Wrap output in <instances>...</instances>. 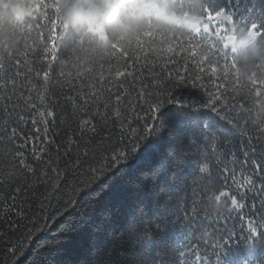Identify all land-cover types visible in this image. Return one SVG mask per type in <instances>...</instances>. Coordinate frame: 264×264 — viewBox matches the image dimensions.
<instances>
[{
  "label": "snow or ice",
  "instance_id": "obj_1",
  "mask_svg": "<svg viewBox=\"0 0 264 264\" xmlns=\"http://www.w3.org/2000/svg\"><path fill=\"white\" fill-rule=\"evenodd\" d=\"M22 2L34 21L27 24L22 19L19 21L26 29L22 51L15 57L8 52L5 63L7 42L0 40V148L4 149L0 156L7 161L0 166V185L12 189L16 215L27 221L23 225L24 240L7 249L13 264L17 254H23L24 241L31 242L34 235L45 232L52 224L56 225L57 234L74 232L75 222L83 221L88 209L95 208L103 199L105 189L110 190L116 184L119 173L114 170L118 165L128 161L130 154L139 152L142 142L149 137L159 138L166 129L171 130L170 121L184 125V136L191 139L185 145L183 136L174 138V147L169 149L167 159L153 172L154 179L164 175L165 182L175 188L159 189L152 225L141 227L143 208L136 209L127 224L129 248H140L133 253L129 264H168L165 256L174 254V249L165 252L163 246L153 242L157 233L166 231L174 222L170 219V205L176 199L172 192L179 193L183 181L189 178L183 175L189 162L194 163L193 172L199 174L191 175L193 199L183 209L184 221L193 226L196 219L212 223L203 201L214 196L217 201H226L230 212L239 214L240 223L247 230L244 239L249 246L254 245L258 235L264 233V143L260 144V159L246 151L245 160L238 162L232 138L225 136L221 141L217 133L222 131L218 123L222 121L253 145V136L242 126L249 123L247 114L253 106L241 94L239 73L231 53L238 28L264 38V23L253 21L246 27H238L233 12L213 10L206 5L200 25L191 35L181 37L159 30L153 23L157 13L145 5V30L131 41L125 42L121 37L113 42L108 58L93 65L81 56L77 42L71 39L67 25L62 23L64 0ZM78 3L79 0H73L69 7L75 8ZM141 4L143 0H128L123 8L125 18H134ZM217 21L231 27L217 24L213 34L211 24ZM244 23L239 21L240 25ZM88 28L101 39H108L101 23L89 21ZM61 47L67 53V60L59 76L53 77V62L58 59ZM255 67L248 85L259 101L264 98V63ZM155 68L159 71H154ZM145 69L150 79H145ZM129 78L133 83L128 82ZM189 86L205 89L207 101L197 106L178 100L174 90ZM168 105L178 106L171 116L162 112ZM221 106L226 110L222 111ZM57 109L60 111L58 123L64 132L61 141L49 138V125L57 122ZM204 109L212 115L204 113ZM29 120L37 134H43L42 142L47 141L42 148L30 149L31 160L24 149L34 137L20 134V126ZM140 120L144 121L142 127ZM197 137L206 146L197 145ZM35 138L41 139L39 135ZM261 138H264V128L258 127L256 141ZM251 152H257L255 146ZM196 156L199 159L191 161ZM213 165L221 177L219 185L211 178ZM248 168L252 169L251 173ZM109 172L113 175L107 183L95 189L93 186ZM205 176L209 177L207 181ZM248 193L258 198L250 206L245 203ZM5 199L0 196V201ZM4 207L11 211L7 204ZM34 207L36 211H32ZM246 207H250L249 213L244 212ZM216 219L224 222V227L218 226L216 231H223L227 238L217 239L214 247L223 250L235 236V228L227 225L228 217L224 215ZM191 237L190 227L185 235L186 244L178 253L182 258L178 264H207L198 246L192 248ZM187 249L192 251L189 253ZM124 255L122 250L109 249L101 242L95 247L90 264H123ZM219 261L220 254H217L215 264Z\"/></svg>",
  "mask_w": 264,
  "mask_h": 264
},
{
  "label": "trees",
  "instance_id": "obj_2",
  "mask_svg": "<svg viewBox=\"0 0 264 264\" xmlns=\"http://www.w3.org/2000/svg\"><path fill=\"white\" fill-rule=\"evenodd\" d=\"M213 10L226 9L229 12L234 13V21L237 22L238 27H246L250 22L264 23V0H208L207 4ZM240 9V11H237ZM240 20H244L243 25L239 24ZM217 22L211 24L213 30L217 26ZM58 59L53 62V77L59 76L61 69L65 67L67 60V53L61 47L58 52ZM180 60V57L176 58ZM189 63H192V58H188ZM171 66V65H169ZM154 71H159V68H155ZM145 79L151 77L147 75L145 69ZM120 79H123L121 77ZM205 82L208 81V77H204ZM129 83H133L131 78ZM137 88L139 84L137 83ZM67 91V89H65ZM115 91V89H113ZM174 95L183 103L189 105H197L207 101L208 97L205 89L200 87H180L174 90ZM135 94L133 93V97ZM178 106L168 105L162 112L171 116L176 111ZM221 110L224 111L223 106ZM207 113V110H203ZM139 115H143L139 109H137ZM2 116V113H0ZM57 122L49 125V138L61 141L64 136L63 128L59 125L58 120L60 111L56 112ZM51 119V118H49ZM151 123V122H150ZM172 123L171 130L166 129L163 135L159 138L149 137L145 142H142V148L137 153L130 154V158L126 162H122L115 169L118 172V180L112 189H105L103 193V199L95 208H90L87 211V215L83 221L77 220L75 222V231L65 234H57L56 225L52 224L51 227L46 229L41 234L33 236L31 242L24 241L25 247L23 254H17L15 258V264H90V261L94 258L95 247L103 242V246L115 251H123L125 255L122 257L123 264H129L134 252L139 251L129 248V238L126 232V227L135 214L136 209L143 208L145 215L141 219V227H150L155 220V212L157 204L155 202L157 193L161 187H166L172 191L175 186L167 184L164 179V175L158 178H153L154 170L168 157L169 149L174 147V138H180L183 136L184 144L187 145L190 142V136H184V125L175 121ZM222 126V131L217 134L223 141L225 136H230L234 141V152L238 162L245 160L244 155L246 151L250 156L255 155L257 159H260V144L264 143V138H261L259 142L256 141L258 135V127L253 126L250 122L247 125H242L249 135L253 136V145L257 149V152L253 154L251 147L246 137L240 136L233 128L228 124L218 121ZM143 120L139 121V126L142 127ZM21 135L27 134L34 137L33 140L28 142L27 147L24 149L27 157L31 160L30 149L35 146L42 148L47 141L42 142L43 134H37L36 130L32 127L29 120L28 123L22 124ZM39 135L41 139L35 137ZM127 138L124 143L128 144ZM196 143L199 146H206L205 141L200 138H196ZM152 147L149 151L145 152L144 149ZM130 146V145H129ZM3 148H0V153L3 152ZM199 156L192 157L191 161H196ZM6 159L0 156V166L6 163ZM34 162V161H33ZM194 163L189 162L184 169L183 175L189 178L183 181L179 193L172 192L176 197L170 205V219L174 222L167 228L166 231H162L156 234L154 239V245L163 246L165 252L175 250L172 256H165V260L168 264H178V261L182 259L178 253L185 246V235L188 233L190 227L192 230L191 245L192 248L198 246L199 253L202 259H205L207 264H215L216 255L220 254L219 264H246L250 261L251 264H264V233H260L255 239V243L249 246L245 237L247 236L246 227L241 225L239 214L236 212L228 211L224 214L228 217L227 225L235 228V236L230 240V243L225 246L223 250L214 247V243L217 239L227 238L223 231L217 232L216 228L219 226L221 229L224 227L222 220H217L216 216H212V223L203 219H196L194 226L183 219V209L186 208L193 199V187L191 182V175H198V172H193ZM239 169V163L237 164ZM171 169H169V172ZM247 171L251 173L252 169L248 168ZM113 172H109L105 178L97 182L93 187L99 189L101 184H106L108 177H111ZM239 176V171L237 172ZM212 179L217 181L219 185L221 177L217 175V169L213 165ZM205 181L209 177H204ZM230 183V181H229ZM198 187V186H195ZM202 191V189H201ZM14 192L10 187L0 185V196L5 197L4 201H0V264H13L12 254L7 251L10 245H18L24 240L23 233L26 229L23 225L27 224L26 220H21L16 215V208L13 206L11 196ZM246 205L250 206L253 201H257V197L253 193H248L245 197ZM226 202V201H225ZM227 203V202H226ZM11 211H6L4 205ZM228 204V203H227ZM229 206V204H228ZM259 207V205H257ZM32 211H36L34 207ZM250 207L244 209L245 213H249ZM247 221L245 220V225ZM207 228L211 232V237L207 240L199 238L198 234L201 230ZM244 229L243 231L241 229ZM249 249H252V254L249 253ZM190 253L192 249H187ZM158 264V262H157Z\"/></svg>",
  "mask_w": 264,
  "mask_h": 264
},
{
  "label": "clouds",
  "instance_id": "obj_3",
  "mask_svg": "<svg viewBox=\"0 0 264 264\" xmlns=\"http://www.w3.org/2000/svg\"><path fill=\"white\" fill-rule=\"evenodd\" d=\"M73 0H64L61 5L62 23L67 25L71 39L77 42L81 56L93 65L106 60L116 40L124 37L125 42L145 30V5L155 11L154 25L161 31L172 32L181 37H187L200 25L203 9L208 0H143V4L135 10V17L125 18L123 8L128 0H79L75 8H70ZM20 19L34 23L30 18V10L22 0H0V40L7 42L4 51L5 63L8 62V52L17 56L22 51V36L26 29L21 27ZM124 20V24L118 22ZM101 23L108 39H101L89 31L88 22ZM232 44L234 58L241 84V94L253 106L247 114L253 126L264 128V98L259 101L251 92L248 78L256 72V65L264 63V38L252 36L243 28L235 32ZM259 75V74H258ZM205 210L212 216L224 215L230 211L228 204L217 201L213 196L203 201ZM202 240L211 237V232L201 230L198 234ZM252 249L249 253L252 254Z\"/></svg>",
  "mask_w": 264,
  "mask_h": 264
}]
</instances>
